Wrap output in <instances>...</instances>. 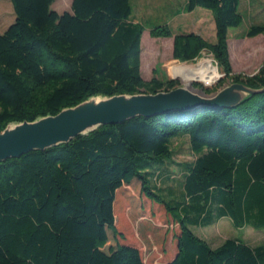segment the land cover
I'll return each mask as SVG.
<instances>
[{
	"label": "trees",
	"instance_id": "obj_1",
	"mask_svg": "<svg viewBox=\"0 0 264 264\" xmlns=\"http://www.w3.org/2000/svg\"><path fill=\"white\" fill-rule=\"evenodd\" d=\"M10 2L15 19L0 34V133L91 97L178 88L175 80L142 79L144 28L130 21V0H72L62 14L52 9L55 0ZM239 6L240 0H186L184 13H212L213 44L195 34L173 36L168 25L149 33L173 37L174 60L194 63L206 52L231 83L264 90V63L253 76H231L227 37L242 23ZM260 35L264 24L245 33ZM183 135L194 158L181 167L171 162L180 167L183 193L173 203L158 193L161 187L149 186L160 174L148 169L173 158L170 142ZM126 187L160 205L178 226L165 264H264V243L228 239L213 249L189 228L228 219L235 228L264 230V91L234 109L134 118L0 163V264H144L131 245L105 248L118 234L116 205ZM130 201L143 210V201Z\"/></svg>",
	"mask_w": 264,
	"mask_h": 264
},
{
	"label": "rangeland",
	"instance_id": "obj_2",
	"mask_svg": "<svg viewBox=\"0 0 264 264\" xmlns=\"http://www.w3.org/2000/svg\"><path fill=\"white\" fill-rule=\"evenodd\" d=\"M71 0H55L52 9L59 14L69 10ZM180 0H130L131 14L130 21L143 26L145 39L142 43V62L140 63V73L144 81L151 79L175 80L177 87H191L195 93L213 96L224 87L232 84L229 79L218 69L217 63L212 55L203 52L201 57L194 63H183L173 59L171 38H152L149 31L156 26L163 24L173 25L172 34L177 35L180 30H196L192 25L195 21L188 18H178L174 25L173 13L179 9ZM183 6L180 9L182 11ZM202 11V9L200 10ZM239 11L242 15V23L237 28L228 31V54L231 64L232 75L240 77L253 76L264 63V36L249 39L245 33L252 25L264 24V0H240ZM15 16L10 0H0V34H2L13 22ZM213 16L209 11L203 10V39L213 44L214 38ZM170 39V40H167ZM201 60H208L216 68L218 77L211 85H204L200 81L190 83L182 82L172 69L187 68L196 66ZM222 82V84L220 83ZM203 88L211 90L210 94L203 92ZM220 85V87H219ZM170 149L173 158H163V164H153L148 170L152 173L160 174L157 177L149 178V186L155 187L158 193L166 200L173 203L183 201V193L179 184V169L183 163L191 162L193 155L190 151L188 136H180L171 140ZM180 164V167L172 164ZM159 172V173H158ZM166 175V176H165ZM164 176V177H163ZM139 199L143 201V210L134 203ZM116 210V236H110L109 245L127 244L137 248L140 252L144 264H165L174 253V239L178 233V226L165 213L163 208L144 198L138 189L126 187L123 193H119ZM200 239L215 249L224 241L234 239L241 241L251 247H256L264 243V230H254L251 226L235 228L228 219H221L216 224L197 228L189 227Z\"/></svg>",
	"mask_w": 264,
	"mask_h": 264
},
{
	"label": "water",
	"instance_id": "obj_3",
	"mask_svg": "<svg viewBox=\"0 0 264 264\" xmlns=\"http://www.w3.org/2000/svg\"><path fill=\"white\" fill-rule=\"evenodd\" d=\"M264 90L232 83L213 96L195 93L191 87H178L153 95L95 96L61 110L54 116L34 122L9 124L0 133V163L18 159L29 152L68 144L73 139L101 126H115L134 118H152L170 112H187L199 108L234 109L252 94Z\"/></svg>",
	"mask_w": 264,
	"mask_h": 264
},
{
	"label": "bare ground",
	"instance_id": "obj_4",
	"mask_svg": "<svg viewBox=\"0 0 264 264\" xmlns=\"http://www.w3.org/2000/svg\"><path fill=\"white\" fill-rule=\"evenodd\" d=\"M172 72L185 84L200 81L208 86L213 84L218 77L216 68L208 60H201L196 66L172 69Z\"/></svg>",
	"mask_w": 264,
	"mask_h": 264
},
{
	"label": "crops",
	"instance_id": "obj_5",
	"mask_svg": "<svg viewBox=\"0 0 264 264\" xmlns=\"http://www.w3.org/2000/svg\"><path fill=\"white\" fill-rule=\"evenodd\" d=\"M72 1V0H71ZM71 1H70V5H71ZM185 3H186V0H180L179 1V9H177L176 12L173 13L172 17H173V22H174V25H176V20L178 18H190V19H193L195 20L192 25L193 27L195 26L196 27V30L197 31H193V30H190V31H186V30H180L178 29V33L177 35H187V34H195V35H198L200 36L202 39H203V9L202 11H200L201 9L200 8H196L195 10H193L192 12L190 13H184L183 11L180 12V9L181 7L185 6ZM70 5H69V10H70ZM68 10V11H69ZM183 10V9H182ZM68 11H64V12H68ZM206 11V10H205ZM135 23V22H134ZM163 25H167V24H163ZM169 28L172 29V26L173 25H168ZM213 27H214V32H215V24H214V20H213ZM229 31V30H228ZM144 32V31H143ZM147 34L145 33H142V36H141V42H140V63L142 62V43L144 42L145 39H149L147 36H145ZM214 36H215V33H214ZM167 40H170V39H167ZM216 38H214V41L213 43L215 42ZM172 53H173V41H172Z\"/></svg>",
	"mask_w": 264,
	"mask_h": 264
}]
</instances>
